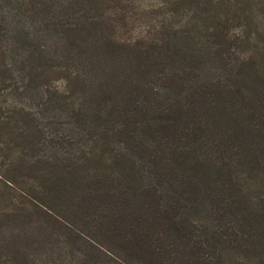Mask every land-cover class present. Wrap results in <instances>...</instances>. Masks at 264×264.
I'll use <instances>...</instances> for the list:
<instances>
[{
  "label": "trees",
  "instance_id": "trees-1",
  "mask_svg": "<svg viewBox=\"0 0 264 264\" xmlns=\"http://www.w3.org/2000/svg\"><path fill=\"white\" fill-rule=\"evenodd\" d=\"M139 1L1 40L0 264H264V0Z\"/></svg>",
  "mask_w": 264,
  "mask_h": 264
},
{
  "label": "rangeland",
  "instance_id": "rangeland-1",
  "mask_svg": "<svg viewBox=\"0 0 264 264\" xmlns=\"http://www.w3.org/2000/svg\"><path fill=\"white\" fill-rule=\"evenodd\" d=\"M157 3H159L158 0H140L139 4L141 6L136 4L127 11V18L130 21L129 26L133 27L132 32L134 34L142 32L150 21L158 23V20H160L158 14L143 15V9L148 11ZM41 6L40 0H0V15L4 19L7 18V21L4 20L5 28L0 33V42L1 40L5 43L14 41L22 45L26 44L28 37L37 40L44 39L49 21L46 19L45 13L40 11ZM166 14L168 13L166 12ZM178 18L184 20L181 16H178L176 20ZM121 31L124 30L121 29ZM1 73L3 74V71L0 69V75H2ZM49 83L60 91L67 90V81L64 78L55 77L50 79ZM19 90H13L10 86L3 87L0 90V101L4 105L15 103L18 106L33 101L22 97Z\"/></svg>",
  "mask_w": 264,
  "mask_h": 264
}]
</instances>
